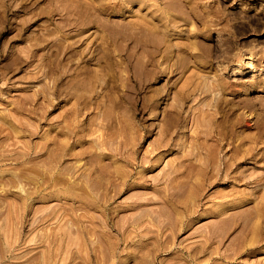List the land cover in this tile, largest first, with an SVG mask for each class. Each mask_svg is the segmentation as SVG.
Here are the masks:
<instances>
[{
  "label": "rangeland",
  "instance_id": "obj_1",
  "mask_svg": "<svg viewBox=\"0 0 264 264\" xmlns=\"http://www.w3.org/2000/svg\"><path fill=\"white\" fill-rule=\"evenodd\" d=\"M0 264H264V0H0Z\"/></svg>",
  "mask_w": 264,
  "mask_h": 264
},
{
  "label": "bare ground",
  "instance_id": "obj_2",
  "mask_svg": "<svg viewBox=\"0 0 264 264\" xmlns=\"http://www.w3.org/2000/svg\"><path fill=\"white\" fill-rule=\"evenodd\" d=\"M145 158V157H144Z\"/></svg>",
  "mask_w": 264,
  "mask_h": 264
}]
</instances>
